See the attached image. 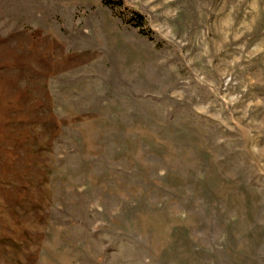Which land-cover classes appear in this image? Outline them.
<instances>
[{
  "label": "rangeland",
  "instance_id": "374dc122",
  "mask_svg": "<svg viewBox=\"0 0 264 264\" xmlns=\"http://www.w3.org/2000/svg\"><path fill=\"white\" fill-rule=\"evenodd\" d=\"M121 1L0 0V264H264V0Z\"/></svg>",
  "mask_w": 264,
  "mask_h": 264
},
{
  "label": "trees",
  "instance_id": "16d2710c",
  "mask_svg": "<svg viewBox=\"0 0 264 264\" xmlns=\"http://www.w3.org/2000/svg\"><path fill=\"white\" fill-rule=\"evenodd\" d=\"M100 1L102 2L103 5L112 9L115 7L123 6L121 0H100ZM130 22L133 23V26L135 27H141L143 25V17L138 13H132V18L130 19Z\"/></svg>",
  "mask_w": 264,
  "mask_h": 264
}]
</instances>
